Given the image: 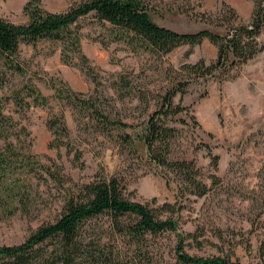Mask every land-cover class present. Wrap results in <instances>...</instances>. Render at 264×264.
<instances>
[{"label": "rangeland", "instance_id": "374dc122", "mask_svg": "<svg viewBox=\"0 0 264 264\" xmlns=\"http://www.w3.org/2000/svg\"><path fill=\"white\" fill-rule=\"evenodd\" d=\"M26 0H0V17L13 23H23L22 6ZM155 7L151 18L159 25L179 32H192L200 27L194 15L215 12L226 0H148ZM241 19L246 20L250 0H233ZM72 0H40V5L52 12L64 10ZM229 4V3H228ZM81 29V51L97 74L96 93L100 105L107 106L113 118L137 122L154 108L155 100L166 86L184 74L183 64L202 59L208 63L215 57V48L207 40L190 48L180 45L161 59L147 54H135L121 43L101 45L103 34L99 24L84 18ZM97 35L99 36L97 38ZM97 38V39H96ZM258 40L264 44V27ZM19 56L26 71L12 72L0 61V95L9 98L3 112L15 122L14 148L38 155L43 163L54 162L74 182L90 181L95 173L118 176L124 185L125 197L133 202L157 206L163 202L181 206L170 216L177 221L185 239V250L195 255H230L241 264H259V247L264 251V49L253 59L231 70L226 78H194L176 93L174 104L186 108L167 124L176 129L172 157L191 159L199 169L207 188L201 197L181 196L175 171L155 166L129 148L117 149V129L97 133L94 127L80 129L71 108L63 107L67 128L64 145L53 147L51 134L45 125L51 113L59 107L54 99L48 107L29 105L17 109L10 96L15 92L24 101L23 86L32 83L47 97L53 93L49 78L61 80L70 90L88 94L95 87L76 63L65 65L59 59L58 45L39 40L33 45L20 44ZM122 76L126 84L116 82ZM114 86V87H113ZM117 88V91H115ZM98 90V91H97ZM148 90V91H146ZM138 95V98H137ZM146 104L148 105L147 110ZM193 117V120L190 118ZM124 132L131 133L126 128ZM217 155L216 168L210 166L209 155ZM79 151L78 161L73 158ZM78 162H82L79 167ZM166 175L168 182L165 184ZM212 176L216 178L212 183ZM27 213L14 210V203L0 195V245L22 241L36 227L52 222L59 215L60 188L40 178H31ZM98 218L97 224L104 221ZM166 258L172 255L176 237L163 232L155 239Z\"/></svg>", "mask_w": 264, "mask_h": 264}, {"label": "trees", "instance_id": "16d2710c", "mask_svg": "<svg viewBox=\"0 0 264 264\" xmlns=\"http://www.w3.org/2000/svg\"><path fill=\"white\" fill-rule=\"evenodd\" d=\"M251 11L246 20L236 10L221 1L215 12L194 15L200 27L192 32H179L157 24L151 18L155 10L148 0H72L62 11L52 12L40 5V0H26L22 12L23 23H13L0 17V61L12 72L26 71L19 56L20 44L45 40L58 45L61 63H76L95 86L93 91L82 94L70 90L61 80L50 77V97L42 95L30 82L23 86L24 101L15 92L10 96L17 109L29 105L48 107L54 99L59 107L51 113L45 125L51 134L50 144H65L67 128L63 119V107L71 108L80 129L94 127L97 133L117 129V149L129 148L155 166L175 171L180 183L181 196H203L207 188L200 178L198 167L191 159L172 157V145L176 129L167 124L186 108L174 104L176 93L183 94L188 82L194 78H218L223 80L231 70L253 59L263 49L258 40L264 27V0H250ZM84 18H90L101 26L103 34L97 38L101 45L121 43L135 54H147L161 59L180 45L190 48L207 40L215 48V57L208 63L198 59L183 64V75L175 78L155 100L154 108L137 122H123L113 118L100 105L96 93L99 85L97 74L81 51L80 39ZM96 38V39H97ZM122 76L116 82L125 83ZM126 84H123L125 87ZM127 86V85H126ZM114 87V86H113ZM98 91V90H97ZM117 91V88H115ZM148 91V90H146ZM138 98V95H137ZM9 98L0 95V195L14 203V210L28 212L29 184L31 178H40L60 188L59 215L52 222L36 227L22 241L0 245V264H241L230 255H195L185 250V239L193 234L178 229L177 221L170 215L181 206L163 202L157 206L138 203L125 197L124 183L115 175L95 173L90 181L74 182L54 162L43 163L38 155L16 150L9 139L15 136V122L3 112ZM148 105L146 104L145 111ZM193 120V117L190 116ZM126 128L131 133L124 132ZM210 166L215 169L217 155H210ZM79 151L73 158L78 161ZM79 167L82 162H78ZM165 176V184L168 179ZM212 183L216 178L212 176ZM104 221L97 224V219ZM163 232H172L176 243L170 258H166L161 245L155 240ZM264 237V234H263ZM264 241V240H263ZM259 264H264V251L259 247Z\"/></svg>", "mask_w": 264, "mask_h": 264}, {"label": "crops", "instance_id": "0c3cea01", "mask_svg": "<svg viewBox=\"0 0 264 264\" xmlns=\"http://www.w3.org/2000/svg\"><path fill=\"white\" fill-rule=\"evenodd\" d=\"M227 4L229 3L230 6H232L234 8L235 6V2L233 0H226ZM235 9V8H234ZM236 10V9H235ZM251 11V10H250ZM237 12V11H236Z\"/></svg>", "mask_w": 264, "mask_h": 264}]
</instances>
